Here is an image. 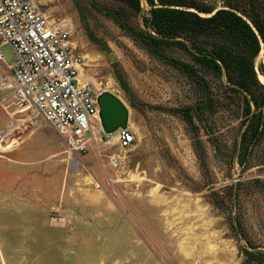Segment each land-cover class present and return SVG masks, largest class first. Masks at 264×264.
I'll list each match as a JSON object with an SVG mask.
<instances>
[{
  "label": "rangeland",
  "instance_id": "374dc122",
  "mask_svg": "<svg viewBox=\"0 0 264 264\" xmlns=\"http://www.w3.org/2000/svg\"><path fill=\"white\" fill-rule=\"evenodd\" d=\"M194 1L219 8L224 0ZM37 2L70 25L85 79L123 102L134 142L108 149L113 138L94 122L86 153L64 148L60 201L17 237L24 241L0 242V264H264L244 253L264 255V168L241 171L212 148L197 118L186 124L192 84L134 41L144 1L139 14L117 0ZM0 54L3 71L16 57L9 45ZM222 132L230 150L231 132Z\"/></svg>",
  "mask_w": 264,
  "mask_h": 264
},
{
  "label": "trees",
  "instance_id": "16d2710c",
  "mask_svg": "<svg viewBox=\"0 0 264 264\" xmlns=\"http://www.w3.org/2000/svg\"><path fill=\"white\" fill-rule=\"evenodd\" d=\"M117 1L142 11L141 0ZM143 1V29L134 41L192 84L197 101L182 108L186 124L194 128L197 118L212 148L241 171L264 168V0H224L219 8L194 0ZM172 50L185 58L164 54ZM223 129L231 132L230 150L219 141Z\"/></svg>",
  "mask_w": 264,
  "mask_h": 264
},
{
  "label": "built area",
  "instance_id": "2783aa9c",
  "mask_svg": "<svg viewBox=\"0 0 264 264\" xmlns=\"http://www.w3.org/2000/svg\"><path fill=\"white\" fill-rule=\"evenodd\" d=\"M70 34V25L51 19L37 0H0V46L9 45L16 57L0 70V102L14 108L0 132V151L13 132L23 127L18 115L51 126L70 155L87 152L95 140L94 122L101 130L97 105L101 91L80 79L83 64ZM0 63L4 64L1 54ZM110 137L121 149L134 142L128 127Z\"/></svg>",
  "mask_w": 264,
  "mask_h": 264
},
{
  "label": "crops",
  "instance_id": "0c3cea01",
  "mask_svg": "<svg viewBox=\"0 0 264 264\" xmlns=\"http://www.w3.org/2000/svg\"><path fill=\"white\" fill-rule=\"evenodd\" d=\"M9 112L0 108V132L10 121ZM16 117L23 127L13 132L0 151V242L24 241L17 237L29 235L37 220L46 218V206L61 197L62 139L41 119Z\"/></svg>",
  "mask_w": 264,
  "mask_h": 264
},
{
  "label": "water",
  "instance_id": "95a60500",
  "mask_svg": "<svg viewBox=\"0 0 264 264\" xmlns=\"http://www.w3.org/2000/svg\"><path fill=\"white\" fill-rule=\"evenodd\" d=\"M97 105L99 109L98 117L103 135L108 137L116 130L126 129L128 127V110L117 96L109 91L102 90L97 97ZM233 173L237 175L236 171Z\"/></svg>",
  "mask_w": 264,
  "mask_h": 264
},
{
  "label": "bare ground",
  "instance_id": "6f19581e",
  "mask_svg": "<svg viewBox=\"0 0 264 264\" xmlns=\"http://www.w3.org/2000/svg\"><path fill=\"white\" fill-rule=\"evenodd\" d=\"M142 2H143V0H142ZM259 61V60H258ZM83 68V67H82ZM79 77H80V79H82V80H86L85 79V76H84V74H83V70L81 69L80 70V73H79ZM259 79L264 83V79L261 77V76H259ZM129 125V124H128ZM130 126V125H129ZM114 141H115V139H111V140H109V141H107L106 143H104L106 146H107V148L108 149H110L113 145H114ZM95 143V142H94ZM97 152V151H96ZM98 155V154H97ZM108 157V156H107ZM109 157H111V160H112V162H113V165H115V166H117V164H116V162H118V160H119V157L117 156V155H112L111 154V156H109Z\"/></svg>",
  "mask_w": 264,
  "mask_h": 264
}]
</instances>
